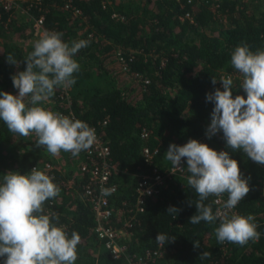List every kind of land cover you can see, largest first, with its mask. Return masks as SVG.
<instances>
[{
  "label": "trees",
  "instance_id": "1",
  "mask_svg": "<svg viewBox=\"0 0 264 264\" xmlns=\"http://www.w3.org/2000/svg\"><path fill=\"white\" fill-rule=\"evenodd\" d=\"M72 2L82 12L81 19L65 12L62 0H41L38 8L43 13L38 8L30 12L35 17L43 14L45 28L63 33L65 42L89 41L74 57L80 71L75 74L76 83L70 88L69 109L78 119L97 126L108 143L112 180L117 187L109 201L113 217L107 223L118 225L127 215L126 210L134 208V189L139 177L151 175L152 169L164 176V186L145 200L143 211L136 215L131 236L125 242L127 252L139 254L155 250L159 246L155 241L157 234L165 233L175 236V241L166 243L161 248L162 255L149 264H264V197L257 189L264 180V166L253 162L240 150L227 149L222 133L211 138L205 135L214 107L212 102L206 101V93L218 88L217 83H211L212 77L218 79L221 72H236L230 64L236 46L246 43L253 51L264 49V0H218L213 6L212 0L182 2L184 5L172 0ZM185 13L192 15V23L180 21L179 17ZM114 15L123 19L117 20ZM28 35L25 25L13 18L7 27L0 28V91L17 93L11 76L24 70L23 61L37 40L21 48L18 41ZM118 51L124 54L130 73L142 76L148 84H126V78L110 67ZM9 53L20 62L19 67L7 61ZM232 90L233 97L245 95L236 84ZM62 94V87L57 88L43 106L52 111L62 106L61 103L66 106ZM103 122L106 124L100 126ZM143 133L146 138L141 137ZM20 139L26 137L10 132L0 121V179L9 171L25 174L33 166L42 167L50 162L35 164L33 153L16 158L15 146ZM189 139L206 143L217 151L228 150L231 158L238 162L243 177L249 181L250 191L236 206V212L254 215L260 233L257 242L249 241L245 246L220 244L214 232L218 221L189 223L196 212L194 202L198 197L187 185L190 173L186 160H183L181 174L168 177L173 166L164 159L170 143L182 146ZM145 148L151 151L159 148V154L153 156L150 165L142 155ZM49 176L59 186L60 194L45 203V211L56 213L59 224L66 227L69 235L72 231L79 234L75 264H126L124 260L113 259L98 242L94 232L97 222L89 204L60 185L65 180L56 169ZM78 189L81 192V188ZM189 201L193 205L189 206ZM206 203L212 205L214 212L213 197ZM169 206L180 209L175 219L167 213ZM195 240L200 242L199 248L193 247ZM203 251L210 252L211 257L202 261L199 255Z\"/></svg>",
  "mask_w": 264,
  "mask_h": 264
},
{
  "label": "clouds",
  "instance_id": "2",
  "mask_svg": "<svg viewBox=\"0 0 264 264\" xmlns=\"http://www.w3.org/2000/svg\"><path fill=\"white\" fill-rule=\"evenodd\" d=\"M63 33L45 30L33 44V50L23 61L24 70L11 76L15 95L0 91V121L7 129L22 137L35 135L36 146H44L51 156L62 151L78 156L91 149L96 140L95 129L85 121L54 112L44 103L54 96L57 88L69 89L76 83L80 64L74 57L89 44L88 40L65 42ZM7 61L19 67L15 57L9 53ZM231 67L239 73L240 89L245 95L233 97V77H212L222 86L206 93V101L214 107L205 135L211 138L223 134L226 148L232 152L240 150L258 165L264 166V49L251 50L244 43L231 53ZM159 154V148L157 149ZM164 159L173 168L183 171L182 160H186L187 185L198 199L194 202L196 212L189 223L201 221L213 224L218 243L225 242L245 246L249 241L257 242L260 233L252 214L241 215L232 211L250 191L249 181L244 178L238 162L231 158L228 150L217 151L206 143L189 139L184 145L170 143ZM60 188L44 171L33 167L20 174L9 171L0 179V258L3 264H75L78 259L77 246L80 236L76 231L69 235L66 227L59 224L54 212L45 211V203L58 197ZM103 189L102 195H110ZM227 195V199L223 197ZM215 197L222 207L213 212L206 203ZM193 202L189 201V206ZM180 209L169 206L167 213L176 218ZM175 236L158 233L155 241L163 248L175 241ZM199 248L200 242L193 241ZM211 257L203 251L200 260Z\"/></svg>",
  "mask_w": 264,
  "mask_h": 264
},
{
  "label": "built area",
  "instance_id": "3",
  "mask_svg": "<svg viewBox=\"0 0 264 264\" xmlns=\"http://www.w3.org/2000/svg\"><path fill=\"white\" fill-rule=\"evenodd\" d=\"M179 4L184 5L182 2L191 4L192 0H172ZM41 0H0V28L7 27V24L11 21L15 13L29 15V24L30 29L36 39L47 30L44 26L45 17L43 14L38 17L32 16L31 9L38 8L40 6ZM62 9L69 13L75 19L82 18V12L73 5L72 0H62ZM40 13V8H38ZM117 20H122L123 18L120 15H114ZM180 21H189L193 22V17L190 13H185L179 17ZM49 31V30H48ZM115 58L119 64V67L122 72L128 74L135 82L148 84V80L144 79L140 75H135L130 73L128 63L124 54L120 51L115 53ZM222 75H231L234 80V84L240 86L241 77L238 72H221L218 79ZM217 87L222 90L220 82H217ZM63 89V94L61 99L67 104L64 106H58L57 109L53 110L54 112H59V109H67L66 112H59L65 116H73L75 119H78L73 111L69 109L71 102L69 101V89ZM56 104V103H55ZM53 104V106H55ZM106 122L100 124L104 126ZM89 125V124H88ZM90 126V125H89ZM95 129L96 140L93 146L88 151L81 152V162L78 166L79 177L81 181H76L75 178L69 179L67 181H61L60 185L66 191H74L76 189V184H81V195L80 198L85 203L89 204L93 215L96 219V226L94 232L96 234L97 240L103 245V247L109 252L110 256L115 260H124L126 264H149L153 259L159 258L162 255L161 247L158 246L155 250H145L142 253L129 254L127 252V247L125 242L130 238V229L133 226V223L136 222V215L143 211V206L145 200L149 197L155 196L160 188L164 186V176L160 174L156 169H152L151 175H143L139 177L137 184L135 186L136 200L134 203V208H129L126 210L127 215L123 220L116 226L111 225L107 222L113 217L110 210V198L116 193V184L113 182V167L111 165L110 159V149L108 147L107 141L101 137L97 126H90ZM142 138H146V134L143 133ZM157 153V150L151 151L148 148H145L142 152V155L145 159L147 165L152 164L153 156ZM183 166V160L182 165ZM36 167L37 169L44 171L47 175L53 169L57 170V167L51 162H46L42 167ZM32 167V168H33ZM183 171L175 168H171L167 173V176L173 174H181ZM52 174V173H51ZM85 177V179H84ZM83 181V182H82ZM103 189H110V195H102ZM261 196L264 197V180L260 182L257 187ZM227 199V195L223 197V200ZM214 212L217 208L222 207V203L217 202L216 198L213 197ZM232 211L236 212V208ZM237 213V212H236Z\"/></svg>",
  "mask_w": 264,
  "mask_h": 264
},
{
  "label": "rangeland",
  "instance_id": "4",
  "mask_svg": "<svg viewBox=\"0 0 264 264\" xmlns=\"http://www.w3.org/2000/svg\"><path fill=\"white\" fill-rule=\"evenodd\" d=\"M218 0H212L211 6L216 5V2ZM214 8V7H213ZM216 12H214L215 14ZM14 20H17L18 23L24 24L25 28L29 31L28 37L26 39H22L18 41V44L21 48H24L26 45L29 43L33 42L36 40L35 36L31 32L30 29V24H29V15L26 14H20V13H15L12 17ZM11 36V34L9 33ZM8 36V33H7ZM14 38V36H12ZM3 40V38H2ZM116 53V52H115ZM111 68L115 69L116 72H118L122 77L126 78V84L129 82L132 83H137L133 81L129 76L124 74V72L121 71L119 64L115 58V61L110 65ZM36 137L32 139V137H26L24 140H19L16 143L15 146V157L20 159L22 156H27L30 153H33L32 156L34 157L33 160H36L38 164H40L38 161H45L49 160L55 167H57V171L62 175L63 180L67 181L69 179L75 178L76 181H81L82 179L79 177V171H78V166L81 162L82 156L81 153L78 156H72L71 153H66V152H61L58 156H51L46 148L44 146L37 147L36 146ZM81 184H76V189L73 192L74 197H78L80 199V189Z\"/></svg>",
  "mask_w": 264,
  "mask_h": 264
}]
</instances>
